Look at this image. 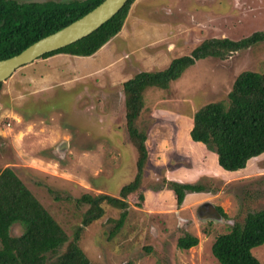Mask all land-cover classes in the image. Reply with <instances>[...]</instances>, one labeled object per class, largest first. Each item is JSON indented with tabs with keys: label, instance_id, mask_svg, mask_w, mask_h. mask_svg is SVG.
I'll list each match as a JSON object with an SVG mask.
<instances>
[{
	"label": "rangeland",
	"instance_id": "374dc122",
	"mask_svg": "<svg viewBox=\"0 0 264 264\" xmlns=\"http://www.w3.org/2000/svg\"><path fill=\"white\" fill-rule=\"evenodd\" d=\"M262 31L264 0H135L121 32L93 56L39 58L2 83L0 172L15 173L68 241L78 233V246L93 264H219L211 254L215 238L248 213L264 209V153L243 171H225L216 154L190 139L191 118L206 104L227 103L241 73L264 74V42L197 61L168 88L144 90L137 122L148 127V162L140 182L144 200L129 195L121 228L114 231L113 221L122 210L104 205L103 217L77 232L85 208L76 200L85 194L118 198L135 176L125 81L164 70L204 40L238 41ZM165 178L201 185L203 191L185 192L178 205L161 184ZM21 233L19 225L12 226L11 236ZM186 234L198 244L184 251L176 242ZM64 249L46 254V264ZM251 252L264 264V244Z\"/></svg>",
	"mask_w": 264,
	"mask_h": 264
},
{
	"label": "trees",
	"instance_id": "16d2710c",
	"mask_svg": "<svg viewBox=\"0 0 264 264\" xmlns=\"http://www.w3.org/2000/svg\"><path fill=\"white\" fill-rule=\"evenodd\" d=\"M102 1L18 3L15 0H0V60L15 56L41 38L64 28ZM134 1L128 0L117 14L90 35L45 54L41 59L56 55L93 56L121 32ZM261 42H264V31L238 41L227 38L204 40L189 56L171 60L164 70L140 72L123 83L127 134L137 152L136 173L130 183L120 188L118 198L85 194L76 200L78 206L85 208L77 232L102 218L104 205L122 210L118 219L113 221L116 231L126 220L128 204L125 200L131 197L129 195H137L134 197L139 202L144 200L140 182L148 162V127L137 124L143 107L144 90L148 87L166 89L169 83L179 79L197 61L224 58ZM191 121L190 139L216 154L221 169L243 171L248 161L264 153V74L251 71L241 73L227 95V103L206 104L193 114ZM161 184L173 192L178 205L182 204L185 192L203 191L201 185L181 184L166 178ZM135 205L141 207L140 203ZM216 212L226 218L220 208H216ZM16 224L22 228V233L14 237L10 235V230ZM78 239L76 233L73 241H68L61 226L11 169L0 172V264H46V254L55 253L63 246V253L47 264H93L79 248ZM197 244L198 239L188 234L176 242L177 248L184 251ZM263 244L264 209H261L248 213L240 224L234 223L227 234L217 236L211 246V254L219 264H260L251 251Z\"/></svg>",
	"mask_w": 264,
	"mask_h": 264
},
{
	"label": "water",
	"instance_id": "95a60500",
	"mask_svg": "<svg viewBox=\"0 0 264 264\" xmlns=\"http://www.w3.org/2000/svg\"><path fill=\"white\" fill-rule=\"evenodd\" d=\"M128 0H103L90 12L64 28L44 37L19 54L0 60V82H5L19 68L31 64L43 55L69 46L90 35L117 14Z\"/></svg>",
	"mask_w": 264,
	"mask_h": 264
},
{
	"label": "crops",
	"instance_id": "0c3cea01",
	"mask_svg": "<svg viewBox=\"0 0 264 264\" xmlns=\"http://www.w3.org/2000/svg\"><path fill=\"white\" fill-rule=\"evenodd\" d=\"M176 180L178 181L179 180V178H176ZM182 181H180L179 183H181Z\"/></svg>",
	"mask_w": 264,
	"mask_h": 264
}]
</instances>
